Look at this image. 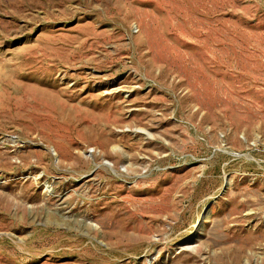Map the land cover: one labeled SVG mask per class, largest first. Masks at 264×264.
I'll return each mask as SVG.
<instances>
[{"label":"rangeland","instance_id":"374dc122","mask_svg":"<svg viewBox=\"0 0 264 264\" xmlns=\"http://www.w3.org/2000/svg\"><path fill=\"white\" fill-rule=\"evenodd\" d=\"M0 264H264V0H0Z\"/></svg>","mask_w":264,"mask_h":264}]
</instances>
